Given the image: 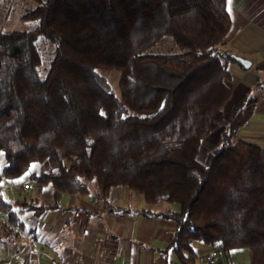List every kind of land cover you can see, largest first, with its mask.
<instances>
[{
  "label": "trees",
  "instance_id": "16d2710c",
  "mask_svg": "<svg viewBox=\"0 0 264 264\" xmlns=\"http://www.w3.org/2000/svg\"><path fill=\"white\" fill-rule=\"evenodd\" d=\"M34 1L21 15L32 28H0V181L27 175L37 193L51 187V201L0 194V243L18 237L21 213L39 218L93 182L108 211L175 222L165 264H199L194 241L245 248L251 260L237 264H264V147L238 137L259 96L251 90L224 113L235 61L227 0ZM219 127V144L198 161ZM114 187L147 206H113ZM160 201L179 208L151 207Z\"/></svg>",
  "mask_w": 264,
  "mask_h": 264
},
{
  "label": "crops",
  "instance_id": "0c3cea01",
  "mask_svg": "<svg viewBox=\"0 0 264 264\" xmlns=\"http://www.w3.org/2000/svg\"><path fill=\"white\" fill-rule=\"evenodd\" d=\"M227 9L231 26L225 37L226 46L234 55L250 61V66L245 68L237 61L228 65L230 78L226 84L231 88V96L224 106V113L228 115L244 94L255 90L259 100L247 123L239 128L238 137L264 147V82L255 87L257 82L264 81V0H227ZM220 131L221 128H218L206 136L207 143L218 145ZM4 189L0 190V194L5 198ZM50 191L51 187L46 185L31 198L38 197L39 201L50 203ZM60 206L47 210L39 218L32 214V217L28 216L32 223L29 228L22 218L24 213H21L25 226L19 229L16 239L0 243V254L2 248L9 251L18 249L22 260L6 263L1 257L0 264H165L162 250L172 240L173 220L135 212L108 211L104 201L88 194H63ZM68 228L73 231L71 237L66 233ZM46 234L50 235L51 243L57 237L64 243L75 242L76 251L63 245L61 251L44 253L41 247L46 241ZM39 244L40 248L37 246ZM211 249H201L199 264H206L201 256ZM244 249L224 252V261L219 260L215 264L249 262L251 252Z\"/></svg>",
  "mask_w": 264,
  "mask_h": 264
},
{
  "label": "rangeland",
  "instance_id": "374dc122",
  "mask_svg": "<svg viewBox=\"0 0 264 264\" xmlns=\"http://www.w3.org/2000/svg\"><path fill=\"white\" fill-rule=\"evenodd\" d=\"M5 2L6 3L3 4L4 7L0 8V28L2 30H4V31L24 30V29L32 28L34 26L33 23H31L27 20H23L21 18V15L24 13V11L30 5H36L37 4L36 1H34V0H5ZM40 47H41V52L43 53V56L46 59L48 51L50 50L51 46L47 45L44 47V44L42 45V43H41ZM45 50H47V52ZM104 75L108 78L113 89L115 90V92L118 95L120 93L119 83H118V73L114 70H108V71L104 72ZM219 128H221V131H220V136H221V133L223 132L224 128L223 127H219ZM213 144L207 143L205 138L201 140L199 150H198V154H197V158L200 161L203 162L205 160V155L214 147ZM4 164H5V161H4L3 155L0 151V169L3 167ZM38 168H39V164L34 163L31 165L30 171L38 170ZM14 182L21 184L24 182H30V180L28 179L27 175H23L19 179L14 180ZM7 183H8V180H6V179H3L2 181H0V187H1L0 190L2 188H5L3 190V192L5 193V198L8 199V201H14L17 199L28 200L36 192L35 189L25 191V190L19 189V188H8L6 186ZM89 188H90V193L88 194V196L94 197L95 196V187H94L93 182H89ZM109 198H110L111 204H119V205H124V206H142V207L147 206L141 195H139V194L135 193L134 191H132L131 189H128L125 187H114V188H112ZM62 201L64 202L63 199H62ZM100 203L102 204V202H100ZM170 206H173L174 208H179V205L177 203L169 204V203L164 202V201H160L151 207L153 209L159 210V209H163V208L170 207ZM22 215H23L22 218L26 222V227L27 228L31 227L32 226L31 218H28V216H31V214L30 213H24ZM66 233L71 237V235L73 234V231H72V229L68 228V229H66ZM43 243L45 245L42 244V247L40 246V244L37 246H38V248H40V247L43 248L42 251L44 253H49L52 250H53V253H55L54 251H59V250L61 251V248L63 247V245H68L69 247H72V249L75 251L77 249L75 246L76 245L75 242H72L71 244L69 242L64 243V242H62L61 239H58V237H57V240L55 242L51 243V238H50L49 234H46V241ZM193 246H194L195 250L197 251V253H200L201 249H209V247H210L201 241H194ZM236 250H238V249H236ZM1 253L2 254H0V258L3 257L4 261H6V263H8L10 261L16 263V262H19L20 259L22 260L21 252L18 249H15L14 251H9L6 248H2ZM218 257H217V262H219V260L224 261V259H225V255L223 252H221L220 256H218ZM1 261H2V259L0 260V262Z\"/></svg>",
  "mask_w": 264,
  "mask_h": 264
},
{
  "label": "built area",
  "instance_id": "2783aa9c",
  "mask_svg": "<svg viewBox=\"0 0 264 264\" xmlns=\"http://www.w3.org/2000/svg\"><path fill=\"white\" fill-rule=\"evenodd\" d=\"M8 188H19L25 191L33 189V184L30 182L24 183H15L14 180H9L7 185ZM0 219H1V211H0ZM219 256V251L217 249H211L209 252L202 254L201 260L206 264H215L217 261V257Z\"/></svg>",
  "mask_w": 264,
  "mask_h": 264
},
{
  "label": "water",
  "instance_id": "95a60500",
  "mask_svg": "<svg viewBox=\"0 0 264 264\" xmlns=\"http://www.w3.org/2000/svg\"><path fill=\"white\" fill-rule=\"evenodd\" d=\"M231 57L235 61L239 62L245 68H248L250 66V61H248L247 59H245L243 57H240V56H237V55H234V54H231Z\"/></svg>",
  "mask_w": 264,
  "mask_h": 264
}]
</instances>
